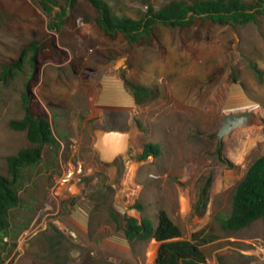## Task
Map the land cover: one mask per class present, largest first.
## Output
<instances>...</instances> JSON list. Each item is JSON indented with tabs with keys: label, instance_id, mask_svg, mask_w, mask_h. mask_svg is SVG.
Instances as JSON below:
<instances>
[{
	"label": "rangeland",
	"instance_id": "obj_1",
	"mask_svg": "<svg viewBox=\"0 0 264 264\" xmlns=\"http://www.w3.org/2000/svg\"><path fill=\"white\" fill-rule=\"evenodd\" d=\"M104 1L112 13L140 19L149 8L157 11L171 0ZM96 15L86 0H74L67 22L56 32L48 28L50 16L36 0H0V67L18 59L32 40L50 34L64 52L46 49L39 55V80L33 88L61 144L57 150L45 147L40 162L21 174L10 235L0 241V264H155L159 243L127 239L122 218L145 214L155 225L162 209L184 239L217 236L202 247L204 264H264V217L235 232L222 231L215 221L218 214L230 212L235 185L264 155V13L257 22L236 27L205 18L186 27L156 23L149 36L133 43L120 32L107 36ZM121 59L123 65L114 69ZM28 70L25 64L0 85V174L5 176L6 157L30 146L25 131L9 126L11 119L24 116L21 95ZM122 76L146 86L151 97L129 107L97 105L103 92L115 99L118 88L103 80ZM255 105L259 110L249 121L256 122L263 137L236 163L227 157L218 132L221 115L230 127L236 123L227 124L228 115L245 114ZM117 116L129 123H118ZM118 124L137 126L140 137L105 164L93 148L94 131ZM145 144H156L158 156L139 159ZM68 160L82 162L83 189L80 195L57 199V181ZM133 163L130 182L125 175ZM190 164L194 170L188 173ZM203 189L206 203L200 201L196 209ZM150 252H155L151 262Z\"/></svg>",
	"mask_w": 264,
	"mask_h": 264
},
{
	"label": "trees",
	"instance_id": "obj_2",
	"mask_svg": "<svg viewBox=\"0 0 264 264\" xmlns=\"http://www.w3.org/2000/svg\"><path fill=\"white\" fill-rule=\"evenodd\" d=\"M42 9L50 16L48 28L60 31L67 22L74 0H67L60 5L55 0H36ZM97 12L96 23L107 36L114 37L122 33L130 42H137L149 36L156 23L173 27H186L196 18H205L221 25L236 27L246 23H255L264 13V0H171L157 11L152 8L140 19L119 16L111 12L104 0H86ZM54 11V14L52 12ZM50 50L62 55L63 50L56 43L53 35L40 40H32L24 46L18 59L3 62L0 67V85L10 80L15 73L21 72L25 64L29 70L23 84L21 107L24 116L21 119H11L9 126L14 130L25 131L30 146L18 151L15 155L6 157L9 176L0 174V241L10 235V211L19 204L17 185L21 174L28 168L36 166L45 147L57 150L60 141L56 137L49 114L34 94L33 88L39 80L41 63L39 55L44 50ZM256 73L258 71L254 69ZM126 90L136 104H142L151 97V91L146 86L130 82L120 77ZM156 144H145L138 154L139 159L158 156ZM207 190L198 193V200L206 203ZM112 217L118 218L113 212ZM264 217V155L257 157L246 169L244 176L237 182L231 196V209L228 214H218L215 221L225 232H235L249 226L257 219ZM124 235L127 239L149 240L159 243L155 252L148 254V261L154 259L155 264H204L205 255L202 247L217 238L215 235L194 234L192 239L182 238L180 227L171 219L165 210H159L154 225L148 215L140 219L133 216H123Z\"/></svg>",
	"mask_w": 264,
	"mask_h": 264
},
{
	"label": "bare ground",
	"instance_id": "obj_3",
	"mask_svg": "<svg viewBox=\"0 0 264 264\" xmlns=\"http://www.w3.org/2000/svg\"><path fill=\"white\" fill-rule=\"evenodd\" d=\"M259 110L258 106H253L250 110L243 111L248 117L247 121L236 123L230 127L224 126V115H221L222 120L219 126L218 132L226 145L227 157L239 163L243 159L244 155L248 150L254 145L257 140L262 139V134L260 130L256 127L254 121H249L253 119L251 113H255ZM210 111V109H209ZM194 170V164L188 166V173ZM135 171L134 163L130 165L128 171L126 172L125 179L127 181H132ZM187 173V172H186ZM219 179V178H218ZM134 192V191H133Z\"/></svg>",
	"mask_w": 264,
	"mask_h": 264
},
{
	"label": "water",
	"instance_id": "obj_4",
	"mask_svg": "<svg viewBox=\"0 0 264 264\" xmlns=\"http://www.w3.org/2000/svg\"><path fill=\"white\" fill-rule=\"evenodd\" d=\"M123 59L117 61L114 69H118L123 65ZM248 117L243 113H236L226 117L227 124H234L238 121H247ZM95 142L93 148L98 154L99 159L105 163H110L119 151L128 149L130 146V139L126 133L119 131H106L103 129H96L94 131Z\"/></svg>",
	"mask_w": 264,
	"mask_h": 264
},
{
	"label": "crops",
	"instance_id": "obj_5",
	"mask_svg": "<svg viewBox=\"0 0 264 264\" xmlns=\"http://www.w3.org/2000/svg\"><path fill=\"white\" fill-rule=\"evenodd\" d=\"M104 85H111L113 83V85H115L117 88L116 92H115V99H113L109 93L108 96L109 98L106 96L107 92H103V97L101 100H99L97 102V105L99 106H115V107H129L133 104V99L130 96L129 92L126 91L122 85V82L120 79L116 78L115 82H113L112 80H103ZM110 88V86H108ZM111 96V97H110ZM100 122H102V118L99 119ZM98 120V122H99ZM123 121H125L127 124L129 123L128 118H126L125 120H123L122 116H117V122L118 123H122ZM106 131H119V132H123L126 133L130 139L131 142H133L134 144H136L138 142L139 139V129L137 126H132L129 125L127 129H124L123 127H121L119 124L117 127H110V128H100ZM55 133V132H54ZM56 135V134H55ZM56 137L58 138V140L60 141L61 144V138H59L57 135Z\"/></svg>",
	"mask_w": 264,
	"mask_h": 264
},
{
	"label": "built area",
	"instance_id": "obj_6",
	"mask_svg": "<svg viewBox=\"0 0 264 264\" xmlns=\"http://www.w3.org/2000/svg\"><path fill=\"white\" fill-rule=\"evenodd\" d=\"M70 147L72 149V153H75L77 144L74 139H70ZM85 175V169L83 168L82 162H72L68 160L63 166V171L61 176L57 181V186L55 192L57 193V197L60 198L62 194H69L71 196H77L81 194L83 186L81 184V178ZM128 197V194H127ZM56 200V199H55ZM50 208L48 207L46 215L50 214ZM72 236H75V233L71 230H68Z\"/></svg>",
	"mask_w": 264,
	"mask_h": 264
}]
</instances>
